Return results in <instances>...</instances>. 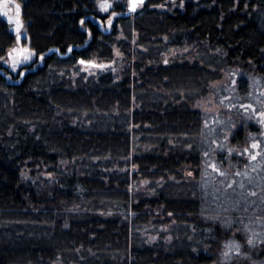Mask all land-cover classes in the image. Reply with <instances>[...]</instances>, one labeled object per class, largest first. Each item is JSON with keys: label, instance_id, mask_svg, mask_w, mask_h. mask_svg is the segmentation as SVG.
<instances>
[{"label": "trees", "instance_id": "trees-1", "mask_svg": "<svg viewBox=\"0 0 264 264\" xmlns=\"http://www.w3.org/2000/svg\"><path fill=\"white\" fill-rule=\"evenodd\" d=\"M17 1L24 42L44 59L17 77L0 67V264L221 257L229 232L204 212L205 125L194 106L231 68L264 75V0H145L116 10L126 13L111 30L99 0ZM14 43L0 17V57ZM115 47L130 62L122 79L81 70L80 61H113ZM238 87L246 95L248 77ZM218 157L240 167L235 154ZM241 217L262 221L264 207ZM250 258L236 264L264 263Z\"/></svg>", "mask_w": 264, "mask_h": 264}, {"label": "rangeland", "instance_id": "rangeland-1", "mask_svg": "<svg viewBox=\"0 0 264 264\" xmlns=\"http://www.w3.org/2000/svg\"><path fill=\"white\" fill-rule=\"evenodd\" d=\"M178 0H166L167 4L177 5ZM199 1V0H197ZM146 2V1H145ZM139 4L137 10L144 7ZM99 11L103 17V27L111 30L117 19L129 12V0H99ZM107 4V10L101 8ZM181 6V5H180ZM126 12H117L119 8ZM18 8V11H17ZM158 8H167L160 5ZM0 17L10 27L15 36L14 46L5 57H0V67L17 77L24 74L29 66H38L43 63V56H38L26 41L27 32L22 19V6L17 0H0ZM17 20L20 31L17 32ZM111 21V23H109ZM19 37V39H18ZM27 49L23 55L30 58L23 60L14 49ZM190 46L173 49L166 55L167 62H172L180 54L187 53ZM11 53V55H9ZM20 61L14 68L13 62ZM130 62L124 53L117 47L114 48V59L111 62L92 60L81 65V70L88 76H96L111 72L120 80L129 68ZM246 76L249 80V92L241 93L238 87L240 77ZM194 109L204 115V212L217 214L207 220L219 223L227 229V241H223L219 251L221 257L210 259L205 264H236L251 259V255L264 256V220L243 219L241 214L255 213L264 207V75H249L240 67L231 68L223 73L219 81L210 85V93L198 101ZM242 137L237 139L238 132ZM232 138H234L232 140ZM258 143L260 146L253 149L251 145ZM218 153L235 154L240 167L234 165L223 166L219 161ZM256 159H252V156ZM223 173V175H221ZM51 178L52 175L37 173L33 177ZM24 180L36 181L30 172L23 174ZM142 186H147L145 182ZM220 214H237L234 218H221ZM148 234V233H147ZM150 242L157 236L149 235ZM212 256L209 250H204ZM260 264V263H253ZM264 264V263H263Z\"/></svg>", "mask_w": 264, "mask_h": 264}, {"label": "snow or ice", "instance_id": "snow-or-ice-1", "mask_svg": "<svg viewBox=\"0 0 264 264\" xmlns=\"http://www.w3.org/2000/svg\"><path fill=\"white\" fill-rule=\"evenodd\" d=\"M142 3H143V0H129V8H130L131 11H135L137 9L138 5L142 4ZM101 8L106 11L107 8H108V5L107 4H101ZM17 11H18V8H17ZM81 23H83V21ZM109 23H111V21H109ZM16 30H17V32L20 31L19 21L18 20H17V29ZM18 39H19V37H18ZM13 51L16 52V54L18 56L22 55L23 56V60H27V59L30 58V54L29 55H23L25 52H28L27 49L21 48V49H14ZM69 51H71V50L69 49ZM9 55H11V53H9ZM19 62L20 61H14L12 66L15 68L17 63H19ZM80 63L83 64L85 62L84 61H80ZM261 115L264 116V113H261ZM259 146L260 145L258 143H253L251 145V147L253 149L258 148ZM251 158L252 159H256V157L254 155ZM221 175H223V173H221Z\"/></svg>", "mask_w": 264, "mask_h": 264}, {"label": "water", "instance_id": "water-1", "mask_svg": "<svg viewBox=\"0 0 264 264\" xmlns=\"http://www.w3.org/2000/svg\"><path fill=\"white\" fill-rule=\"evenodd\" d=\"M145 2V0H143V3ZM136 11V10H135ZM135 11H132V12H135Z\"/></svg>", "mask_w": 264, "mask_h": 264}]
</instances>
